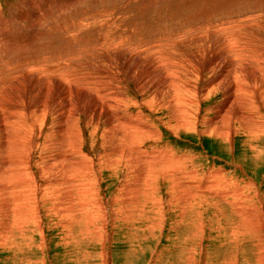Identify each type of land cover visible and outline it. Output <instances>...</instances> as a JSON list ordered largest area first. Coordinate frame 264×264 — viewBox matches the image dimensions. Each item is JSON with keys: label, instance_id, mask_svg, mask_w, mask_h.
Masks as SVG:
<instances>
[{"label": "rangeland", "instance_id": "374dc122", "mask_svg": "<svg viewBox=\"0 0 264 264\" xmlns=\"http://www.w3.org/2000/svg\"><path fill=\"white\" fill-rule=\"evenodd\" d=\"M227 25L237 27L217 34ZM263 34L264 0H0V161L33 163L0 171V264H264V143L256 160L243 140L233 147L202 122L215 120L230 93L236 60L221 53L231 43L250 57L237 81L260 88L253 57L264 56ZM174 68L180 79L197 76L198 100L221 86L201 110L172 106ZM187 117L196 120L177 127L174 119ZM123 119L156 132L135 144L127 139L135 126ZM117 144L124 156L111 155ZM142 148L158 163L144 161ZM109 156L118 162L106 165ZM168 172L175 182L162 178ZM54 175L72 182L45 185Z\"/></svg>", "mask_w": 264, "mask_h": 264}, {"label": "bare ground", "instance_id": "6f19581e", "mask_svg": "<svg viewBox=\"0 0 264 264\" xmlns=\"http://www.w3.org/2000/svg\"><path fill=\"white\" fill-rule=\"evenodd\" d=\"M261 9V8H260ZM236 15V14H235ZM24 20H26V19H24ZM262 21V20H261ZM24 22V21H23ZM224 23V22H223ZM227 23V22H226ZM233 23V22H232ZM208 24V23H207ZM235 24V23H234ZM219 25V24H218ZM222 25V24H221ZM226 25V24H225ZM207 26V25H206ZM228 26V25H227ZM227 26H223V27H220L219 26V28L217 29L216 28V31H217V34L218 33H222V32H224L226 35H228L227 33H231V31L233 30L234 31V29L237 27V25H236V27H235V25L234 26H228V28H227ZM209 27V26H208ZM218 27V26H217ZM234 27V29H232ZM210 28V27H209ZM230 29V30H229ZM232 29V30H231ZM239 29V31H240V28H237L236 30H238ZM241 29H243L242 27H241ZM227 30H229V32H225V31H227ZM254 30H256V31H258L257 29H254ZM232 31V32H233ZM240 32H242V31H240ZM239 32V33H240ZM244 32V31H243ZM201 33V32H200ZM214 33V32H213ZM224 33H222V34H224ZM235 33V32H234ZM248 33H249V31H248ZM224 34V35H225ZM247 34V33H246ZM256 34V33H255ZM223 35V36H224ZM226 35H225V37H226ZM230 35L231 34H229V37H230ZM236 35H237V33H235V36L234 37H236ZM243 35V34H242ZM241 35V36H242ZM264 35V34H263ZM217 36V35H216ZM222 36V37H223ZM233 36V35H232ZM245 36V35H244ZM248 36V38H249V35H247ZM251 36V35H250ZM246 37V36H245ZM254 37V36H253ZM71 38V37H70ZM182 38V37H181ZM187 38V37H186ZM201 38V37H200ZM221 38V37H220ZM224 38V37H223ZM222 38V39H223ZM236 38H239V35H238V37H236ZM205 39V38H204ZM213 39V38H212ZM226 39V41L228 40L227 38H225ZM243 39H246L247 40V38H242V41H243ZM262 39V38H261ZM186 40V39H185ZM194 40V39H193ZM229 42L227 43V42H225V40H224V42L226 43V45L227 44H229L230 42H231V37L229 38ZM234 40V45L236 44L235 43V41H237L238 39H236L235 40V38L233 39ZM259 40V39H258ZM179 41V40H178ZM218 41V40H217ZM251 41V40H250ZM185 42V41H184ZM223 42V43H224ZM238 42V41H237ZM244 42V41H243ZM247 42V41H246ZM249 42V41H248ZM254 42V41H253ZM256 42V41H255ZM176 43H178V42H176ZM216 43V42H215ZM259 43V42H258ZM208 44V43H207ZM233 43H231V45H232ZM231 45L228 47H225L224 48V52L223 53H221V54H224V56L225 57H230V58H232L234 61L233 62H235V60H236V62H235V64L233 63L232 65H231V72L233 71L235 74H234V79L232 80V83H230V93L229 94H225V95H228V97L227 98H225V99H223L224 100V107H222L220 110H216L214 107V109L216 110V115L214 116L215 117V120H212V119H209L208 120V118H207V116L204 114V117H203V119H202V122L203 123H207L206 124V133H208V134H210V135H214V136H222V138H224V137H226L227 139H226V141L228 142V143H230L231 144V146H233L234 144L233 143H236L237 141H238V139L240 138L241 140H243L244 142H243V145L244 146H246L247 147V149L249 150V151H251L253 154H254V157H255V159L256 160H258L259 159V155H261L260 153V151H261V149H258V147L259 146H262V144L264 143V67H262L263 65H262V63L261 64H259L260 63V60H261V58L262 57H264V56H262L261 55V53H260V56H262V57H259V58H257V51L255 52V50H252V51H254L256 54H254V56L256 57H253V59H254V62H256L255 63V65H257L258 67L257 68H254V69H258L259 71H260V69L263 71V73H262V75L261 76H263V78L261 77V79H260V82H262L261 83V85H258V87H260L258 90H257V88H256V91H253V92H251L252 90V88H254L252 85H248V83H244V81H243V83H241L240 81H237V77H235V76H238V73H239V71H238V69L241 67L242 68V64H244V62H246L247 60H245V59H248V58H250L249 56H247L246 54H243V53H245L244 51L245 50H243V52H242V50H240L241 52H242V54L241 53H238V50L236 51L235 50V48L233 49V48H231ZM233 45V46H234ZM246 45V44H245ZM244 45V46H245ZM253 45V44H252ZM259 45V44H258ZM206 46H208V45H206ZM209 46H211V45H209ZM225 46V45H224ZM236 46H239V43L236 45ZM264 46V45H263ZM67 47V46H66ZM113 47H115V46H113ZM162 47V46H161ZM165 47V46H164ZM242 47V46H241ZM240 46L238 47V48H241ZM156 48V47H155ZM158 48V47H157ZM207 48H209V47H207ZM219 48V47H218ZM243 48V47H242ZM249 48V47H248ZM250 48H252V47H250ZM250 48L249 49H247V50H250ZM256 48H258V47H256ZM49 49V48H48ZM159 49V48H158ZM161 49V48H160ZM254 49V48H253ZM210 50V49H209ZM214 50V49H213ZM223 50V49H222ZM203 51V50H202ZM205 51H206V49H205ZM217 51V50H216ZM221 51V50H220ZM220 51L218 52V53H220ZM264 51V50H263ZM262 51V52H263ZM208 52V51H207ZM206 52V53H207ZM210 52V51H209ZM249 52V51H248ZM260 52H261V50H260ZM205 54V53H204ZM250 54V53H249ZM251 55H253V53L251 54ZM259 55V54H258ZM69 56V55H68ZM209 56V55H208ZM211 56V55H210ZM223 56V57H224ZM73 57H75V56H73ZM222 57V58H223ZM224 57V58H225ZM53 59V58H52ZM61 59V58H60ZM54 60V59H53ZM66 60V59H65ZM174 60H176V59H174ZM264 60V59H263ZM43 61V60H42ZM83 61V60H82ZM229 62H230V60H228ZM62 62H64V60L62 61ZM182 62H184V61H182ZM264 62V61H263ZM26 63V62H25ZM65 63H66V61H65ZM67 63H68V61H67ZM70 63V62H69ZM175 63H178V61L177 62H175ZM174 63V64H175ZM187 63V62H186ZM238 63H239V65H238ZM47 64V63H46ZM52 64H54V63H52ZM52 64H50L49 66L50 67H52L51 68V71L52 72H54L55 70H54V68L53 67H55V66H59L60 67V63H58L57 62V60H56V63L52 66ZM62 64V63H61ZM182 64V63H181ZM180 64V65H181ZM184 65H185V63H183ZM188 65H189V63H187ZM194 64V63H193ZM193 64L191 65V69L190 70H193V72H194V69H192V66H193ZM229 64V63H228ZM231 64V63H230ZM21 65V64H20ZM27 65V64H26ZM44 65V64H43ZM176 65H179V64H176ZM176 65H175V67H176ZM189 65V66H190ZM206 65V64H205ZM237 65H238V67H237ZM10 66V65H9ZM23 66H25V64L23 65ZM23 66H22V68H23ZM12 67V66H11ZM18 67V66H17ZM29 67V66H28ZM36 67V66H35ZM39 67H43V68H46L45 66H39ZM38 67V68H39ZM64 67H66L67 68V65H65ZM170 67V66H169ZM199 67V66H198ZM229 67H230V65L228 66L227 65V68L225 69L226 70V72H228V70H229ZM244 67V66H243ZM10 68V67H9ZM21 68V67H20ZM25 68V67H24ZM27 68V67H26ZM25 68V69H26ZM37 68V69H38ZM149 68V67H148ZM184 68H186V66L184 67ZM183 68V69H184ZM189 68V67H188ZM13 69V68H12ZM27 69H29V68H27ZM41 69V68H40ZM40 69H38V70H40ZM59 69H61V67L59 68ZM58 69V70H59ZM175 69V68H174ZM248 69V68H247ZM249 69H251V68H249ZM23 70V69H22ZM29 70H31V69H29ZM42 70V69H41ZM43 70H45V69H43ZM50 70V69H49ZM57 70V71H58ZM182 70V69H181ZM181 70L179 69H175V71H172V72H174V74L173 73H171L172 75H174V82L172 83L171 81H172V79H170L171 81V85H170V87L174 90V92L176 93V95L174 94V95H170L169 97H173L174 96V98L173 99H171L170 100V98H168L170 101H167V103H172L171 105L173 106V104L174 105H177V104H180V105H182L181 107H183L184 109L186 108V106L187 107H189V108H191V111L193 112V110H192V107H195L194 105H196V106H198V108L201 110V109H203V106H202V101H205V100H207L208 98H210L211 97V95H212V93H214V92H217L216 91V89L217 88H219L221 85H220V83H218L217 84V86H212V85H214V84H212L211 86H212V88H208V90L207 89H205V90H207V94H204V95H206V96H204V99L201 101L200 99L198 100V88H197V86L195 85L196 83V81L198 80L196 77L197 76H193V72L191 71V73H188L187 74V79H180L177 75L179 74V72H181ZM224 70V71H225ZM229 70V71H230ZM241 70V69H240ZM245 70V69H244ZM24 71V70H23ZM48 71V70H47ZM64 71V70H63ZM252 71V70H251ZM254 71V70H253ZM67 72L69 73V71L67 70ZM71 72V71H70ZM118 72V71H117ZM242 72V71H241ZM2 73V72H1ZM46 73V72H45ZM47 73H49V72H47ZM46 73V74H47ZM55 73V72H54ZM90 73H92V72H90ZM182 73V72H181ZM183 73H184V71H183ZM182 73V74H183ZM197 73V72H196ZM246 73V72H245ZM261 73V72H260ZM53 74V73H52ZM156 74V73H155ZM181 74V75H182ZM199 74V73H198ZM240 74V73H239ZM5 75V74H4ZM51 75V74H50ZM80 75H81V73H80ZM172 75H170V76H172ZM185 75V74H184ZM191 75V76H190ZM230 75V74H229ZM75 76V75H74ZM73 76V77H74ZM88 76V75H87ZM248 76V75H247ZM254 76V75H253ZM85 77V76H84ZM91 77V76H90ZM227 77V76H226ZM239 77H241V76H239ZM152 78V77H151ZM172 78V77H171ZM245 78V77H244ZM255 78V77H254ZM80 79V78H79ZM95 79V78H94ZM97 79V78H96ZM258 79V78H257ZM3 80H5V79H3ZM254 80H256V79H253V81ZM6 81V80H5ZM94 81V80H93ZM119 81V80H118ZM218 81V80H217ZM247 81V80H246ZM77 82V81H76ZM164 82V81H163ZM50 83V82H49ZM98 83V82H97ZM259 83V82H258ZM257 83V84H258ZM1 84V83H0ZM71 84V83H70ZM143 84V83H142ZM168 84V87H169V84L170 83H167ZM252 84H254L253 82H252ZM2 85V84H1ZM82 85V84H81ZM95 85V84H94ZM141 85V84H140ZM220 85V86H219ZM6 86V85H5ZM147 86V85H146ZM150 86V85H149ZM167 86V85H166ZM69 87V86H68ZM91 87V86H90ZM148 87V86H147ZM168 87H166V88H168ZM209 87V86H208ZM97 88H99V87H97ZM155 88V87H154ZM63 89V88H62ZM82 89V88H81ZM93 89V88H92ZM169 89V88H168ZM70 90V89H69ZM79 90V89H78ZM90 90H91V88H90ZM222 90V89H221ZM251 90V91H250ZM225 91V90H224ZM159 92V91H158ZM150 94V93H149ZM216 94V93H215ZM240 94H245L246 96H241V97H243L240 101L238 100V97H240L239 95ZM68 95V94H67ZM119 95V94H118ZM165 95V94H164ZM104 96V95H103ZM121 96V95H120ZM201 96V95H200ZM72 97V96H71ZM99 97V96H98ZM119 97V96H118ZM122 99L121 100H124L125 98L122 96L121 97ZM3 99V98H2ZM5 100V99H4ZM104 100V99H103ZM151 100V99H150ZM154 99H152V101H153ZM114 101V100H113ZM116 101V100H115ZM155 101V100H154ZM153 101V102H154ZM68 102H70V101H68ZM117 103H118V100L116 101ZM153 102H152V104H153ZM156 102V101H155ZM161 101H159L157 104H160L159 105V108L160 109H164V107H166L167 106V103H165V102H163V103H160ZM67 103V102H66ZM123 104V103H122ZM149 104H150V102H149ZM169 104V105H170ZM238 104V109H237V111H236V114L234 115L235 117H229V112L231 111V109L235 106V105H237ZM151 105V104H150ZM180 105H177V106H179L180 107ZM67 106V105H66ZM148 107V106H147ZM183 108H181V109H183ZM5 109H7V107L3 104V100L0 102V113H3L4 112V110ZM151 109H153V108H151ZM174 109V108H173ZM194 109V108H193ZM199 109H198V112H200L199 111ZM223 109V110H222ZM16 110H18V109H16ZM211 110V109H210ZM64 111L66 112V113H64ZM63 111V116H65V117H67L68 115H69V111H70V107H66V110H64ZM221 111V112H220ZM8 112V111H7ZM206 112V111H205ZM183 113V112H182ZM186 113V112H185ZM188 113V112H187ZM191 113V112H190ZM207 113V112H206ZM180 114H181V112H180ZM184 114V113H183ZM131 115V114H130ZM138 115L140 116L141 115V113L139 112L138 113ZM137 114H133V117H136L137 116V118L139 117ZM188 115V114H187ZM108 116L110 117V118H112V116H113V114H112V112H108ZM178 116V115H177ZM190 116V115H189ZM69 117V116H68ZM192 117V116H191ZM108 118V117H107ZM114 118V117H113ZM142 118V117H141ZM68 119V118H67ZM66 120V119H65ZM124 120V119H123ZM130 121H125V122H127L128 124H132L133 126H139L140 125V127H139V129H137V128H135V127H132L131 129L133 130V134L132 135H130V136H128V138L127 139H129L128 141H130V139L132 138H135V140L133 139V141L135 142L136 141V139H137V137L139 138L142 134H145L146 132H150V133H154V132H156L155 130H154V125L153 124H151V123H149V121H148V126H146V127H143V125L142 124H144V123H142L141 121H136V120H134V119H129ZM139 120V119H138ZM142 120V119H141ZM194 120H196V118L195 119H189L188 117L187 118H175L174 119V121L176 122V124H177V127H180L181 125L183 126V125H186V126H190L191 124H193V121ZM173 121V120H172ZM144 122L146 123V121L144 120ZM164 122V121H163ZM121 123H122V121H121ZM166 123V122H165ZM227 123H229L230 124V127L228 128V126L226 127L225 125H227ZM139 124V125H138ZM164 124V123H163ZM195 124V123H194ZM202 124V123H201ZM225 124V125H224ZM142 125V126H141ZM145 125V124H144ZM202 126H203V124H202ZM63 128V127H62ZM107 129V128H106ZM197 129H198V125H197ZM40 130V129H39ZM108 130V129H107ZM127 130V129H126ZM129 130V129H128ZM188 130H189V127H188ZM42 131V130H41ZM189 131H191V132H193L192 130H189ZM5 132V125L4 124H2V123H0V133L1 134H3ZM40 132V131H39ZM188 132V131H187ZM65 133V132H64ZM63 133V134H64ZM149 133V134H150ZM159 133V132H158ZM91 134H96L95 132H93V133H91ZM148 134V135H149ZM148 135H146V136H148ZM156 135V134H155ZM19 135H16L15 136V134L13 135V137H18ZM22 136V135H21ZM137 136V137H136ZM143 136V135H142ZM213 136V137H214ZM93 137V136H92ZM124 136H122V139H124V144H126L128 141H127V139L126 138H123ZM15 138V139H16ZM77 138V137H76ZM96 138V137H95ZM143 138V137H142ZM145 139H149V136L146 138V137H144ZM105 139V138H104ZM126 139V140H125ZM156 139V138H155ZM13 140V139H12ZM83 140V139H82ZM102 140V139H101ZM74 141V140H73ZM104 141V140H103ZM106 141V140H105ZM105 141H104V143H105ZM127 141V142H126ZM133 141H131V142H128V145H129V143H130V145L131 144H133L134 142ZM139 141V140H138ZM137 141V143L135 142V144H139L140 143V141L138 142ZM142 141H143V139H142ZM101 143V142H100ZM109 143V142H108ZM31 144H34V143H31ZM123 144V145H124ZM122 145V144H121ZM120 144H117V146H121ZM122 145V146H123ZM130 145H129V147H130ZM26 146V145H25ZM78 146H79V144H78ZM83 146V145H82ZM107 146V145H106ZM138 146H140V145H138ZM36 146H33V150H34V148H35ZM104 147V146H103ZM126 147V146H125ZM141 147V146H140ZM234 147V146H233ZM264 146H262V148H263ZM29 148V147H28ZM106 148V147H105ZM122 148H124V146L123 147H121L120 149H115V147H113L110 151H111V155L112 156H114V155H118V154H120V155H122L123 154V152H124V149H122ZM1 149V148H0ZM107 149V148H106ZM140 149V148H139ZM129 150V149H128ZM142 150H143V148H142ZM141 150V155L143 156V158H144V161H149V162H154V163H158L156 160H157V157H156V152H153V153H148L147 152V150L145 149V150H143L142 151ZM167 150V149H166ZM4 151V150H3ZM107 151V150H106ZM134 151V150H133ZM139 151V150H138ZM1 152V151H0ZM137 152V151H136ZM166 152V151H165ZM110 153V152H109ZM125 153V152H124ZM130 153V152H129ZM135 153V152H134ZM140 153V152H139ZM161 153V152H160ZM64 154V153H63ZM103 154V153H102ZM107 154V153H106ZM167 154V153H166ZM170 154V153H169ZM171 154H172V152H171ZM174 154V153H173ZM176 154V153H175ZM52 155V154H51ZM127 155V154H126ZM131 155V154H130ZM183 155V154H182ZM48 156H49V154H48ZM122 156H124V154L122 155ZM161 156V155H160ZM163 156H165V154L163 155V153H162V157ZM173 156V155H172ZM197 156V155H196ZM50 157H52V156H50ZM70 157V156H69ZM110 157V156H109ZM174 157V156H173ZM177 157V156H176ZM175 157V158H176ZM6 158V157H5ZM45 158V157H44ZM52 158H54L53 160H63V157H60V156H53ZM52 158H48V159H46L47 161L49 160V159H52ZM105 158V157H104ZM164 158L165 157H163V159L161 158V160H162V163L165 161L164 160ZM169 158V157H168ZM172 158V157H171ZM178 158V157H177ZM176 158V159H177ZM181 158V157H180ZM180 158H179V160H180ZM183 158V157H182ZM160 159V158H159ZM173 159V158H172ZM1 160V159H0ZM101 160V159H100ZM167 160H169V159H167ZM183 160V159H182ZM186 160V159H185ZM190 160H192V159H190ZM117 160L114 158V157H110L109 159H107L106 161L104 160V162H106L107 164L106 165H108V166H110V163H112V162H116ZM156 161V162H155ZM175 161V160H174ZM188 161V160H187ZM17 162H19V163H17V164H19V165H17L18 166V168H19V166H21V164L20 163H27L26 164V166H27V168H29V169H31V166H33V163H32V161L30 160V158L28 159V160H26V161H19V160H17V161H13V163H14V165L16 164ZM49 162L50 161H48L47 162V164H49ZM71 162H73L74 163V161H72V159H71ZM102 162V161H101ZM118 162V161H117ZM160 162V161H159ZM170 162H172V161H170ZM179 162V161H178ZM12 162H9L8 164H7V162H5V161H0V171H4L5 170V165H7V167H9L8 165L10 164H13ZM73 163H72V165H73ZM167 163H169V162H167ZM180 163L181 162H179V164H178V167H179V165H180ZM51 164V163H50ZM114 164V163H113ZM146 164V163H145ZM151 164V163H150ZM172 164V163H171ZM23 165V164H22ZM52 165V164H51ZM79 165V164H78ZM157 165V164H156ZM175 165V164H174ZM24 166V165H23ZM43 166V165H42ZM41 166V167H42ZM50 166V165H49ZM166 166H167V164H166ZM14 167V166H13ZM15 167H16V165H15ZM14 167V168H15ZM47 167V166H46ZM169 167V166H168ZM171 167H172V165H171ZM170 167V168H171ZM190 167V166H189ZM44 168V167H43ZM49 167H47V169H48ZM163 168V167H162ZM165 168V167H164ZM182 168V171H183V169H184V167L182 166L181 167ZM187 168V167H186ZM185 168V169H186ZM191 168H193V163H192V166H191ZM15 169H17V168H15ZM21 170H19L18 172H22V171H24V169H26V168H20ZM44 169H46V168H44ZM50 169H51V167H50ZM141 169V168H140ZM159 169V168H158ZM157 169V170H158ZM26 170H28V169H26ZM40 170H42V168L40 169ZM49 170V169H48ZM50 171V170H49ZM192 171V170H191ZM197 171V170H196ZM196 171H194V172H196ZM44 172V171H43ZM156 172V170L154 171V170H152L150 173H149V175L152 177V176H155V174H157V173H155ZM181 172V171H180ZM147 173V172H146ZM174 173H175V171H174ZM190 173V172H189ZM218 173V172H217ZM163 175H162V178H164L165 180L167 179L168 180V182H170V183H172V182H175L176 180H177V177H176V175H174L172 172H168V173H166L165 175H164V173H162ZM178 174H179V172H178ZM190 174H192V173H190ZM189 174V176L191 177V179L193 178H196L195 176H197V175H190ZM198 174V173H197ZM58 175V174H57ZM141 175V174H140ZM166 175H167V177H166ZM179 175H181V174H179ZM184 175V174H183ZM218 175V174H217ZM209 177H210V175H209ZM208 177V178H209ZM215 176H213V178H214ZM217 177V176H216ZM223 177V176H222ZM59 177H55V175L54 176H52L50 179H48V180H46V182H45V185H48V186H53V185H55V184H59V185H67L69 182H72L71 180H68V178L66 179V178H64V179H62L61 177L58 179ZM179 178V177H178ZM185 179H186V177H185ZM73 180V179H72ZM189 180V179H188ZM187 180V181H188ZM196 180V179H195ZM251 180V179H250ZM249 180V181H250ZM151 181H154V180H152L151 179ZM185 181V180H184ZM189 182V184H187L188 185V187H189V189H192L191 190V192H189V193H192V191H193V193H194V191H196L195 190V187H193L194 185H196V183L194 182V180H191V182H190V180L188 181ZM197 182V181H196ZM253 182H254V180H253ZM181 183V182H180ZM182 183H183V181H182ZM207 183H208V181H207ZM206 183V184H207ZM249 183V182H248ZM252 183V182H251ZM250 183V184H251ZM4 184V183H3ZM184 184V183H183ZM194 184V185H193ZM209 184H210V182H209ZM208 184V185H209ZM176 185H178V184H176ZM18 186H19V184H18ZM17 185H16V187H18ZM22 186V185H21ZM198 186V185H197ZM252 186V185H251ZM8 187H9V185H8ZM7 187V188H8ZM178 187H179V185H178ZM200 187V186H199ZM170 188H172V187H170ZM175 188V187H174ZM197 188V187H196ZM208 188V187H207ZM228 188V187H227ZM4 189V188H3ZM178 189V188H177ZM199 189V188H198ZM202 189H204L203 187H202ZM169 190V189H168ZM180 190H181V188H180ZM208 191V190H207ZM199 192V191H198ZM202 192H204V191H202ZM202 192H200L201 194H202ZM173 193V192H172ZM258 193V192H257ZM186 196V195H185ZM189 196V195H188ZM200 196V195H199ZM202 196V195H201ZM228 196V195H227ZM226 196V197H227ZM1 197V196H0ZM192 197H193V195H192ZM184 198V197H183ZM197 198V197H196ZM192 199V198H191ZM17 203H18V201H17ZM18 204H20V203H18Z\"/></svg>", "mask_w": 264, "mask_h": 264}]
</instances>
